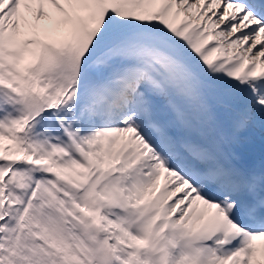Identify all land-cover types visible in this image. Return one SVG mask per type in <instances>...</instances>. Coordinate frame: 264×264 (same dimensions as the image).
<instances>
[{"label": "snow or ice", "instance_id": "snow-or-ice-1", "mask_svg": "<svg viewBox=\"0 0 264 264\" xmlns=\"http://www.w3.org/2000/svg\"><path fill=\"white\" fill-rule=\"evenodd\" d=\"M0 264H264V0H0Z\"/></svg>", "mask_w": 264, "mask_h": 264}]
</instances>
